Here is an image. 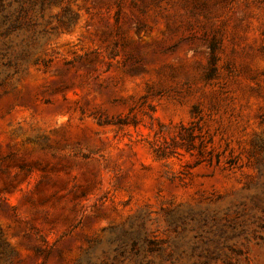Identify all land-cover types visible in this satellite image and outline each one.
Returning a JSON list of instances; mask_svg holds the SVG:
<instances>
[{
    "label": "rangeland",
    "instance_id": "rangeland-1",
    "mask_svg": "<svg viewBox=\"0 0 264 264\" xmlns=\"http://www.w3.org/2000/svg\"><path fill=\"white\" fill-rule=\"evenodd\" d=\"M43 22L0 60V264H264V0H56ZM194 106L213 163L157 159Z\"/></svg>",
    "mask_w": 264,
    "mask_h": 264
},
{
    "label": "trees",
    "instance_id": "trees-1",
    "mask_svg": "<svg viewBox=\"0 0 264 264\" xmlns=\"http://www.w3.org/2000/svg\"><path fill=\"white\" fill-rule=\"evenodd\" d=\"M56 0H0V60H4L7 67L13 66L17 69L23 61L30 58L40 47L41 42L49 37L54 27L46 28L43 25V13L48 6ZM216 47L212 46V58H215ZM43 60L34 59L38 64ZM44 63L47 64V61ZM199 108L194 106L192 109V119L187 124L178 126L177 134L172 144L164 142L158 146L152 147V153L157 159H165L176 153L179 148H184L192 153L198 150L196 165L202 162L213 163L214 154L209 151L205 153L204 139L202 134L196 132L200 130L198 124L201 118ZM129 116H118L114 119L101 120L100 123H109L114 125L129 124ZM211 142V141H209ZM215 162H221V154L215 155ZM227 166L234 164L232 159L226 161ZM1 236V233H0ZM1 245L5 243L0 241Z\"/></svg>",
    "mask_w": 264,
    "mask_h": 264
}]
</instances>
